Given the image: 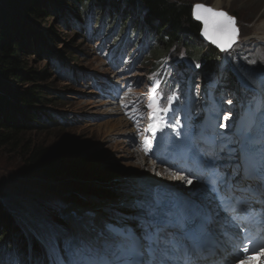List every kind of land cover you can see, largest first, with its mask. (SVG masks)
I'll list each match as a JSON object with an SVG mask.
<instances>
[{"label":"rangeland","instance_id":"374dc122","mask_svg":"<svg viewBox=\"0 0 264 264\" xmlns=\"http://www.w3.org/2000/svg\"><path fill=\"white\" fill-rule=\"evenodd\" d=\"M171 1L187 3L190 6L202 3L211 7L216 2ZM48 3H57L50 9L53 16L40 20L13 13L7 8L12 22L24 31L28 40H34L38 46L35 47L34 53L32 51L19 55L27 70L41 74L37 84L42 96L52 100L43 106L35 107L34 110L41 109L55 119V123L51 124L44 118L39 127L30 121L24 123L26 129L19 135L17 143L21 142L29 147L37 145L50 148L52 155L56 157L55 168L43 171L39 167H29L19 151L9 147L0 148V206L13 219L12 229L21 228L20 233L25 238L29 233L34 237L37 233L42 238L40 242L45 243L50 258L46 264H50L51 257L56 261L55 264H70L72 255L65 250V241L83 240V235L74 230L72 217L67 213L69 208L76 204L80 209L90 211L94 215L98 212L100 215L95 216L97 221L105 224L109 221L119 222L130 225L136 231H142L138 210L133 207V201H136L133 199L134 193L140 197L141 192L148 189L147 185L135 187V181H141L142 177L152 179L154 183H163L166 187L176 188L180 196L191 201L204 197L208 201L206 206L212 208L209 203L211 197L207 193L202 191L201 194L198 193L199 197H196L192 185L147 156L145 146L142 145L145 138H149L151 142L149 133L152 132L146 131L150 124L148 114L151 110L146 107L148 97H142L147 96L152 88L155 90L154 94L160 106L169 109V112H162L160 116L163 117L164 123L169 122L174 134L180 124H186L184 128L192 129L203 113L200 109L202 102L208 105V110L214 111V108L219 107L221 119L227 124L234 123L238 115L234 96L227 91L218 95L212 93L216 90L214 83L224 77L223 66L228 64V69L236 76L240 88L243 91L248 88L257 94L254 111L248 115L246 121L235 127L236 130L226 125L221 128L219 124L217 130L212 132L216 138L221 139L220 144L223 147L229 145L237 150L238 155L239 145L235 142L238 129H246L249 125L256 129L264 122V118L257 111L261 97H264V0H225L222 8L218 9L235 17L239 37L233 48L222 54L221 61H214V82L208 86L207 101L202 100L199 81L194 79L193 83L191 77L178 80L175 86L171 87L169 78H160V87L154 83L151 84L152 87L149 85L152 76L150 70L158 62L167 65L164 66L166 75L180 71L174 61L177 58H185L182 44L174 46L166 52V56L160 58L155 57L153 52L143 53V49L132 45L131 52L136 47L143 54L139 56L135 70L121 76L119 72L123 66L119 67V72H111L105 59L106 53L100 54L97 50L99 42H90L87 39L93 36L92 24L86 26L85 31H79L68 21V11L73 12V8L76 16L84 17V12L76 7L78 2L68 4L50 0ZM92 13L98 20L104 18L103 13L95 8H92ZM110 13L111 10L108 11L106 19L109 27L118 24L123 29H127L129 24L135 25L141 15L138 11H128L126 16V11L121 12L120 9L115 11V16ZM63 22L67 25L64 26ZM109 27L105 36L109 35ZM96 29L98 27L95 24ZM130 37L131 35L129 39ZM206 52L205 50L202 53ZM49 56H55L71 72L65 71L60 77L51 65ZM190 67V74H194L197 65ZM91 77L98 82L102 79L111 80L113 88L123 80L122 78H128L131 88L124 97L137 98V104L142 109L140 122L134 124L130 117L125 115L126 108L121 100L114 104L106 98H101L92 86ZM14 87L18 92H23L29 85L17 84ZM172 103L184 104V110L181 112L182 107L173 111L168 105ZM225 116L228 117L227 120ZM177 121L179 123H176ZM122 123H127L124 131L118 128ZM223 130L224 136L219 134ZM151 145L152 143L148 147ZM137 154L138 157H135ZM145 159L146 166L150 169L144 165ZM90 229V234L95 235L97 230L93 232V228ZM61 253L66 258L65 262L61 260ZM21 264L30 262L23 259Z\"/></svg>","mask_w":264,"mask_h":264},{"label":"snow or ice","instance_id":"6c2138e0","mask_svg":"<svg viewBox=\"0 0 264 264\" xmlns=\"http://www.w3.org/2000/svg\"><path fill=\"white\" fill-rule=\"evenodd\" d=\"M192 15L203 22L202 35L221 51L227 52L235 44L239 30L234 17L203 4L194 5ZM146 107L151 110L146 131L155 137L166 126L160 113H167L169 109L161 107L154 96L149 98ZM257 111L264 118V97H261ZM251 138L252 126L249 125L237 131L235 142L239 145V155L236 149L225 145L211 153H202L196 159L210 173L202 183L220 205L231 204L254 214L256 205H264V162L254 166L249 164ZM143 144L147 152L150 139L145 138ZM237 159L239 163L235 162ZM187 183L193 181L189 179ZM133 207L139 213L140 236L107 223L94 241H65L69 255L76 253L79 256L71 264H207L205 253L211 252L209 239L216 222L211 211L196 201H185L182 205L166 203L156 195L150 202L134 201ZM237 251L241 255L233 258V264H252L257 257L259 264H264V245L259 249L241 245Z\"/></svg>","mask_w":264,"mask_h":264},{"label":"trees","instance_id":"16d2710c","mask_svg":"<svg viewBox=\"0 0 264 264\" xmlns=\"http://www.w3.org/2000/svg\"><path fill=\"white\" fill-rule=\"evenodd\" d=\"M50 0H0V148H11L22 154L25 163L31 168L39 167L43 171L54 168L56 157L52 155L50 148L41 146L29 147L20 142L17 143L19 135L24 133V123L41 126V121L46 118L51 124L55 119L46 114L43 110L35 107L43 106L49 103L50 99L42 96L40 86L37 84L41 79V74L32 72L25 68V62L20 60L22 53L29 54L35 51L34 40H28L24 31L19 29L16 23L12 22L7 8L13 13H20L22 16L35 19H46L53 16ZM59 3L76 4L77 9L84 12L83 16H76L75 8L73 12L68 11V21L77 29V23L92 13V8L101 12L111 10V14L118 9L126 11L140 12V19L135 25L133 31H142L145 29L150 38L154 40L152 48L149 51L155 57L166 56V52L178 44H182L184 50L183 59L177 58V66L181 69H187L185 63L190 65H199L193 74V78L202 83L205 89L211 82V76L216 69V62L221 61L222 53L213 49L211 46L203 44L199 38L200 25L194 22L191 17V7L187 3H177L171 0H52ZM55 9V7H54ZM125 9V10H124ZM90 10V11H89ZM89 11V12H88ZM73 14V15H72ZM66 20V19H65ZM101 20H98L97 27ZM64 26L66 23H62ZM128 27V26H126ZM114 28V27H112ZM141 34V33H140ZM38 47V46H37ZM207 51L203 54V51ZM51 65L59 74H63L65 65L55 56H49ZM191 62H188V61ZM160 62L153 65L155 70ZM167 66V65H163ZM226 66L224 77L222 78L221 89L223 91L240 92V86L237 83L236 76L231 73ZM150 70V71H152ZM154 75V72H153ZM29 85L23 92H18L14 86ZM239 98L243 96L240 94ZM38 111V112H37ZM42 112V113H40ZM13 219L10 214L5 212L0 206V250L14 251L21 257L33 255V263L38 264L45 260L44 247L31 233L27 238L20 233L21 228L13 227ZM3 239V241H2Z\"/></svg>","mask_w":264,"mask_h":264},{"label":"bare ground","instance_id":"6f19581e","mask_svg":"<svg viewBox=\"0 0 264 264\" xmlns=\"http://www.w3.org/2000/svg\"><path fill=\"white\" fill-rule=\"evenodd\" d=\"M215 1L216 2L214 3L213 8L214 9H217V10L218 9H221L223 3L225 2V0H215ZM125 127H127V123H122L121 126H119L118 128L120 130L123 129V131H124ZM262 149H264V122H262L261 124H259V126H257L256 129L252 128V138H251V143H250V151H249V154H252V153H255V154L260 153V154H263V152L261 151ZM133 155H134V153H133ZM135 157H138V154L135 155ZM254 157H257V156L254 155ZM145 163L146 164H144V165L146 166L147 165V160L146 159H145ZM146 167H148V166H146ZM148 168L150 169V167H148ZM178 176L182 179V176H180V175H178ZM154 182H155L154 180L147 179V178H144V177L141 178V181H135V183H134V185L136 184L135 187H137L138 185H141V186L147 185L148 189L146 191L141 192V194H140L141 196L140 197H137L138 195L137 194L135 195V193H134L133 199H136V200H145V201H149L150 202V201H152L153 196L157 193V192H154L153 193V191L155 189H158V188L168 189L170 192H174L176 190V188H173L171 186L170 187H166L163 183H160V182L159 183H154ZM191 185L193 186L192 187V191L194 192V194H197V193H200L201 194L202 193V190L203 189L201 190V188L198 187L196 184H194V182L192 184H190V186ZM164 194H168V193H164ZM157 196L160 198L161 195H159L157 193ZM196 196L199 197V195H196ZM199 200H201L200 202H198L199 204L206 206V202H208V201L204 197H202L201 199H195V200H192V201H196L197 202ZM163 201H165V200H163ZM209 203L211 204L212 208L214 209V204L212 202V199H211V201ZM206 207H207L208 210H212V208H210L208 206H206ZM73 209L76 210V212L78 213L76 215V217H74V218L71 219L72 223H74V227H75L74 230L76 232L80 233L81 235H83V240H85V241L87 239H89L88 241H94V240H96L98 238V234L100 233V231H102V229L104 228V225H105L104 222H101V221H97L96 220V217L95 216H98L100 214L97 212L94 215L90 211L82 210V209H80V207H77V206H74ZM79 225H80V228H78ZM120 226H125V225L122 224ZM91 227L93 228L92 229L93 232L97 230V232H94L95 235H91L90 234L91 233V229H90ZM229 253L230 252H226V254H229ZM74 259H79V256L76 255V254L75 255L72 254L71 261L74 260ZM70 264H71V262H70ZM207 264H208V262H207Z\"/></svg>","mask_w":264,"mask_h":264},{"label":"water","instance_id":"95a60500","mask_svg":"<svg viewBox=\"0 0 264 264\" xmlns=\"http://www.w3.org/2000/svg\"><path fill=\"white\" fill-rule=\"evenodd\" d=\"M196 4H202V3H194L193 5H192V7H191V17H192V19L194 20V22H196L197 24H199L201 27H200V31H199V38H200V40L203 42V44H205V45H210L213 49H215V50H218L220 53H225V51H221V49L220 48H218L215 44H213V43H211V41L210 40H208V39H206L203 35H202V30H203V27H204V25H203V22L202 21H199V20H197V19H195V17L192 15V8H193V6L194 5H196ZM204 5V4H203ZM205 6H207V5H205ZM208 7H211V6H208ZM211 8H213V7H211ZM214 9V8H213ZM215 10H217V9H215ZM223 11V10H222ZM225 12V11H224ZM227 13V12H226ZM230 15V14H229ZM231 16V15H230ZM233 17V16H232ZM235 18V17H234ZM235 21H236V19H235ZM237 24V23H236ZM236 27H237V25H236ZM238 28V27H237ZM239 30V29H238ZM238 37H239V31H238ZM238 37H237V40H236V42H235V44L238 42ZM234 44V45H235ZM233 45V46H234ZM233 46L231 47V49L233 48ZM231 49H229V51L231 50ZM228 52V51H227ZM55 168V167H54ZM54 168H52V169H54ZM51 169V170H52ZM74 206H78V205H74ZM205 206V205H204ZM80 207V206H79ZM206 209H207V207H206ZM208 210V209H207ZM209 211H212V210H209ZM68 214H70V216L72 217V218H74V217H76V215L78 214L77 212H76V210H74L73 208H69V210H68Z\"/></svg>","mask_w":264,"mask_h":264}]
</instances>
